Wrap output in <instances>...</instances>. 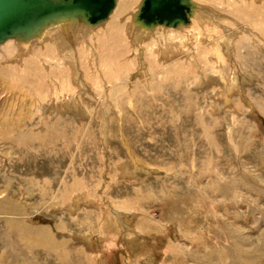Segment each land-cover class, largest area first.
<instances>
[{
    "label": "rangeland",
    "instance_id": "374dc122",
    "mask_svg": "<svg viewBox=\"0 0 264 264\" xmlns=\"http://www.w3.org/2000/svg\"><path fill=\"white\" fill-rule=\"evenodd\" d=\"M123 1L122 41H105V64L82 29L56 30L25 54L0 50L11 71L0 73V254L26 255L24 264H264V0H191L200 22L135 42L140 0ZM106 23L87 38L106 37ZM54 60L63 88L22 82L25 61L47 71ZM53 127L57 142L40 145ZM24 131L37 139L15 143Z\"/></svg>",
    "mask_w": 264,
    "mask_h": 264
},
{
    "label": "water",
    "instance_id": "95a60500",
    "mask_svg": "<svg viewBox=\"0 0 264 264\" xmlns=\"http://www.w3.org/2000/svg\"><path fill=\"white\" fill-rule=\"evenodd\" d=\"M117 0H0V44L9 39L35 40L44 27L55 23L97 26L105 21ZM191 0H142L134 14V25L176 29L189 24Z\"/></svg>",
    "mask_w": 264,
    "mask_h": 264
},
{
    "label": "bare ground",
    "instance_id": "6f19581e",
    "mask_svg": "<svg viewBox=\"0 0 264 264\" xmlns=\"http://www.w3.org/2000/svg\"><path fill=\"white\" fill-rule=\"evenodd\" d=\"M120 0H117L116 1V4H115V7H114V9L112 10V12L109 14V16H108V18L105 20V21H103V22H101L100 24H98L97 26H99V25H101V24H104V23H106V25L104 26V28H102L101 29V32H102V36L103 35H106V37H103V38H100V37H96V36H98L99 34H97V33H99V32H97L96 34H95V36H93V37H89V38H87L88 36H87V32H89V29H93V28H95V27H97V26H94V27H92V26H89V25H87V24H80V25H77V23H73V22H71V21H67V22H61V23H55V24H52V25H48V26H46V27H44V29L40 32V34L37 36V37H35L34 39L35 40H31V41H16V40H14V39H9V40H7V41H5L4 43H2V44H0V50H2L1 52L3 53V55H5V50L4 49H6V48H4V47H6V45L8 46V45H10L11 44V46L14 44L15 46H16V51L17 52H19V55H21V53L23 52L24 54L27 52L28 53V50L29 49H27L28 48V44H30V42H32V41H37L38 43L41 41V40H43V38L45 37V35H49L50 36V34L51 33H54V34H56V32H54V31H59L60 33L61 32H63L64 34L63 35H67L68 33L67 32H72L73 31V29H74V31L76 30V29H82L81 30V32H84V36H85V38L83 37L82 39H83V41H91L92 43V47H93V49H94V52L96 53V55L94 56L95 58V60H97V63L98 62H100L101 64H105V60L106 59H109V58H107L108 56V46H107V40H108V38L110 39V41H113V44L116 46V47H118V45H120V43H121V38H122V35H121V33L119 32L120 31V24H119V20H118V18H120V16H121V12H122V10H124L125 9V7H126V4H127V2L128 1H123V2H119ZM135 1V0H134ZM141 1L142 0H140V2H139V4L137 3V1H136V3L138 4V7L136 8V11L132 14V17H133V27H131V29H132V31H133V37H134V42L136 41V40H139L140 38H142V34H148V33H150L151 31H153L154 29H156L157 27H160V26H157L156 28H154V29H151V30H148V29H143V28H138V27H136L135 25H134V14L137 12V10H138V8H139V5H140V3H141ZM129 4V3H128ZM195 8V7H194ZM115 9H116V11H118L115 15H112L113 14V12L115 11ZM128 9V8H127ZM126 10V9H125ZM193 11V10H192ZM206 14V13H205ZM200 16H202L201 15V11L200 12H196L195 13V10L193 11V14H192V17L194 18V17H196L197 19H198V21L200 22ZM191 17L189 18V24L191 23ZM196 21V20H195ZM198 22V23H199ZM112 23H114V24H112ZM189 24L188 25H186V26H179V27H177L176 29H179V28H181V27H187V26H189ZM102 27V26H101ZM123 27V26H122ZM98 28V27H97ZM100 28V27H99ZM113 28V29H112ZM162 28H164V27H162ZM166 29H168V28H166ZM170 29V28H169ZM172 29V28H171ZM71 30V31H70ZM86 30V31H85ZM94 30V29H93ZM79 31V30H78ZM95 32V31H94ZM59 33V34H60ZM86 33V34H85ZM107 33V34H106ZM57 35V34H56ZM72 35H74V34H71L70 36H72ZM76 35V34H75ZM89 35V34H88ZM61 36V35H60ZM92 36V35H91ZM101 36V37H102ZM73 37V36H72ZM77 37V36H76ZM81 37V36H80ZM131 37V36H130ZM58 38V37H57ZM56 38V39H57ZM63 38H65V36H63ZM59 39V38H58ZM68 39V38H67ZM49 40H51V39H49ZM44 41V40H43ZM47 41H48V39H47ZM56 41V40H55ZM106 41V42H105ZM36 42V43H37ZM50 42V41H49ZM95 42V43H94ZM16 43V44H15ZM41 43V42H40ZM44 43V42H43ZM43 43H41V44H43ZM55 43V42H54ZM56 43H58V42H56ZM75 43V42H74ZM35 44V43H34ZM50 44V43H49ZM59 44V43H58ZM57 44V45H58ZM50 45H52V43L50 44ZM124 45V44H123ZM122 45V46H123ZM14 46V47H15ZM35 45H33V47H34ZM48 46V45H47ZM51 47V46H50ZM57 47H59V46H57ZM61 47V46H60ZM60 47L58 48V49H60ZM116 47H115V50H116ZM135 47H136V45H135ZM13 48V47H12ZM14 49V50H15ZM27 49V50H26ZM47 49H49V48H47ZM4 50V51H3ZM34 50H36V49H34ZM114 50V49H113ZM119 50V49H118ZM12 51H13V49H12ZM30 51H31V49H30ZM59 51V50H58ZM138 51V50H137ZM136 51V52H137ZM15 52V51H14ZM32 52V51H31ZM31 52H29L30 54H31ZM46 52V51H45ZM51 52V51H50ZM119 52H120V50H119ZM13 53V52H12ZM36 52L34 51V54H35ZM138 53V52H137ZM7 54H10V52H8ZM6 54V55H7ZM29 54V55H30ZM39 54V53H38ZM36 55V54H35ZM41 55V54H40ZM45 55H46V53H45ZM56 55V54H55ZM60 55V54H59ZM9 56V55H8ZM24 56V55H23ZM46 56H49V55H46ZM156 56V55H155ZM10 57H12V56H10ZM21 57V56H20ZM32 57V56H31ZM55 57V56H54ZM114 57V56H113ZM33 58V57H32ZM37 59L39 58V59H41L40 57H39V55H38V57H36ZM43 58H44V56H43ZM49 58V57H48ZM51 58H53L52 56H51ZM58 58V57H57ZM61 58H62V56H61ZM35 59V58H34ZM91 59V58H90ZM114 59V58H113ZM4 60V59H3ZM26 60V59H25ZM45 60V59H44ZM1 61H2V59H1ZM9 61V60H8ZM21 61V60H20ZM23 61V60H22ZM21 61V62H22ZM40 61H42V60H40ZM4 62V61H3ZM55 62V63H54ZM54 62H51V61H49L48 63L50 64V66H52V68H48L47 67V65H45L48 69H47V71H45L43 68H40V69H37L36 68V66L31 62V61H25V63H24V71H25V73H27V75L24 77V79H22V82L24 83V84H26V86L27 85H30L31 84V79H32V77H35L36 78V83H38V81H39V83L40 82H43L44 83V81H46V79L48 80V81H50L51 83L52 82H54L55 84H56V86L58 87H61V88H63V84H62V81H60V79L62 78H66V73H61V70H57V71H60V72H57L53 67H57L58 66V62H56L55 60H54ZM109 62V61H108ZM5 63V62H4ZM46 63V62H45ZM57 63V64H56ZM72 63V62H71ZM48 64V65H49ZM3 65V64H2ZM4 66V65H3ZM42 66V65H41ZM70 66V65H69ZM157 67V66H156ZM45 68V67H44ZM60 68V67H59ZM74 68V67H73ZM73 68H72V70H73ZM70 69V68H69ZM76 69V68H75ZM1 70V69H0ZM38 70H40V71H42V72H40V71H38ZM78 70V69H77ZM175 70V69H174ZM184 70V69H183ZM8 71H10V68H3L1 71H0V73H5V72H8ZM68 71V70H67ZM83 71V70H82ZM177 71V70H176ZM180 71V70H179ZM11 72V71H10ZM62 72H64L63 70H62ZM73 72V71H72ZM78 72V71H77ZM75 73L74 75H76V76H78V74L80 75L81 73H80V70H79V72L78 73ZM85 73V72H84ZM99 73V72H98ZM11 75V74H10ZM60 75V76H59ZM174 76V75H173ZM74 78H76V77H74ZM71 79H72V77H71ZM33 80H35V79H33ZM64 80V79H63ZM77 80V82H78V79H76ZM84 80V79H83ZM168 80V79H167ZM87 82V81H86ZM33 83V82H32ZM76 84V83H75ZM71 85V84H70ZM53 86H55V85H53ZM55 86V87H56ZM68 86V85H67ZM77 86V85H76ZM85 86V85H84ZM69 87V86H68ZM79 87H81V86H79ZM82 88V87H81ZM54 89V88H53ZM80 89V88H79ZM84 89H86V88H84ZM81 90V89H80ZM64 91V90H63ZM58 94V93H57ZM43 101V100H42ZM10 111V110H9ZM17 122V121H16ZM56 123H58V124H60V122L59 121H55ZM45 123V122H44ZM3 125V124H2ZM18 125V124H17ZM16 125V126H17ZM59 126V125H58ZM47 127V126H46ZM16 128V127H15ZM50 128V127H49ZM17 129V128H16ZM22 129V128H21ZM20 129V130H21ZM34 129V128H33ZM39 129V128H38ZM32 130V129H31ZM36 130V129H35ZM59 129L57 128V129H55V127H53V129H52V131H49L50 133L48 134V135H45L46 137L44 138V136H43V134L41 135V136H43V137H41L40 139H39V141H40V145H50V144H53V143H56L57 142V140H58V131ZM25 132V136L24 135H22V136H24V137H19V138H17V139H15V143H17V144H24V145H26L25 143H23V142H25L26 140L27 141H29V140H31L32 138H36V137H34L33 136V132L32 131H24ZM35 133V132H34ZM38 134H39V132H37ZM13 137H15V136H13ZM16 138V137H15ZM28 138H30V139H28ZM76 138V137H75ZM37 139V138H36ZM34 141V140H33ZM13 143V142H12ZM42 145V146H43ZM31 146V145H30ZM29 147V146H28ZM46 147V146H45ZM17 148V147H16ZM137 161V160H136ZM112 169V168H111ZM110 170V169H109ZM111 173V172H110ZM107 187V186H106ZM225 187V186H224ZM117 190V189H116ZM225 198V197H224ZM90 215V214H89ZM120 214H118V218L116 217V220H118L119 218H120V216H119ZM122 218V217H121ZM91 219V218H90ZM105 219V218H104ZM103 219V220H104ZM14 220V219H13ZM23 220V219H22ZM106 220V219H105ZM11 221V220H10ZM111 221V220H110ZM120 221H122L121 219H120ZM12 222V221H11ZM118 222H119V220H118ZM126 222V221H125ZM7 223H8V220H7ZM103 223H105L106 224V222L104 221ZM113 223V222H112ZM121 223V222H120ZM11 224V223H10ZM9 224V225H10ZM104 224V225H105ZM117 225H119V224H117ZM141 226V225H140ZM7 228H8V226H6ZM12 227V226H11ZM105 227L106 226H103L102 225V228H104V229H102V230H104V233H105ZM119 228V227H118ZM123 228V227H122ZM121 228V229H122ZM141 228V227H140ZM123 229H125V228H123ZM6 230V229H5ZM101 230V229H100ZM4 232V231H3ZM8 232V231H7ZM9 232L11 233V231H10V229H9ZM9 232H8V234L6 233V235L8 236V235H11V234H9ZM120 232V231H119ZM106 234V233H105ZM117 234H118V232H117ZM121 234V233H120ZM24 236H25V234H23ZM120 236H123V235H120ZM125 237V236H124ZM24 239L25 238H21V239H18L17 240V242H19L21 245L24 243ZM119 240V239H118ZM65 241V240H64ZM8 244L9 245H7V244H5V245H7L8 246V248H10L9 250H11L12 251V248H13V246H14V249L16 250V249H18L19 247H17L16 246V240H10V239H8ZM6 243V242H5ZM115 243V242H114ZM116 245V244H115ZM16 247V248H15ZM25 247V246H24ZM21 249V248H20ZM4 251H6V248L4 249ZM49 252V251H48ZM47 251H46V253H47V255L48 256H50L51 254L50 253H52V252H50V253H48ZM54 252V251H53ZM21 253H22V255H23V253H25L24 252V249H23V252H22V250H21ZM44 253V252H43ZM45 253V254H46ZM56 253V252H55ZM248 253V252H247ZM5 255L3 256V253H2V255L0 256V264H9V263H12V262H15V264H24V262L26 261V255H23V257H24V260L21 262V263H19V261H18V259H17V255H15V253L12 251L9 255H7L6 253H4ZM18 254V253H17ZM79 254H82V255H84L85 253H84V250L83 251H80L79 252ZM238 254H239V252H238ZM242 255H243V253H242ZM241 255V256H242ZM28 256V255H27ZM47 256V258H49ZM236 256V255H235ZM246 256V255H245ZM19 257V256H18ZM51 257V256H50ZM58 257V256H57ZM63 257V256H62ZM78 257V256H77ZM237 257V256H236ZM54 258V257H53ZM22 259V258H21ZM60 259V258H59ZM68 259V258H67ZM247 259V258H246ZM20 260V259H19ZM250 260V259H249ZM27 261H29V260H27ZM240 261V260H239ZM29 262H32V261H29ZM86 262V261H85ZM244 262V261H243ZM54 263V262H53ZM84 263V262H83ZM82 263V264H83ZM27 264V263H26ZM248 264V263H247Z\"/></svg>",
    "mask_w": 264,
    "mask_h": 264
}]
</instances>
